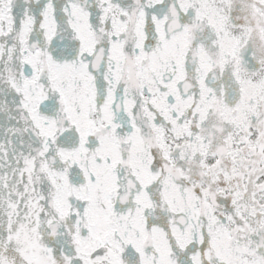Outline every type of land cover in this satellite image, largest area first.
Listing matches in <instances>:
<instances>
[{
    "label": "flooded vegetation",
    "instance_id": "obj_1",
    "mask_svg": "<svg viewBox=\"0 0 264 264\" xmlns=\"http://www.w3.org/2000/svg\"><path fill=\"white\" fill-rule=\"evenodd\" d=\"M0 264H264V0H0Z\"/></svg>",
    "mask_w": 264,
    "mask_h": 264
},
{
    "label": "rangeland",
    "instance_id": "obj_2",
    "mask_svg": "<svg viewBox=\"0 0 264 264\" xmlns=\"http://www.w3.org/2000/svg\"><path fill=\"white\" fill-rule=\"evenodd\" d=\"M57 186H61V184L60 183H56L55 184V187H56L57 191L54 192L53 203H54L57 211L59 212L60 216L61 217H65L66 216V213H67V205H68L66 198H67V196L70 193H66V189L65 188H61L59 190V188H57ZM72 194L75 197H77V195L78 196H81L82 195V192H81V190H75V193H72ZM85 195L89 196L88 193H86ZM88 225H89L90 229L92 230L91 224L89 223ZM75 226H77V222L76 221H75Z\"/></svg>",
    "mask_w": 264,
    "mask_h": 264
}]
</instances>
